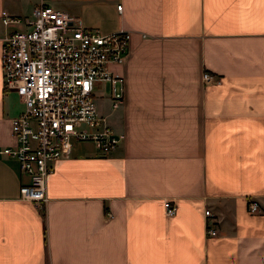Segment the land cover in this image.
I'll return each mask as SVG.
<instances>
[{"label":"crops","instance_id":"crops-1","mask_svg":"<svg viewBox=\"0 0 264 264\" xmlns=\"http://www.w3.org/2000/svg\"><path fill=\"white\" fill-rule=\"evenodd\" d=\"M41 1L0 0V28L20 26L3 11L29 15ZM43 1L86 27L131 32L110 64L124 101L105 115L124 138L109 153L75 141L41 204L20 197L29 176L0 156V264H264V213L248 210L249 199L264 210V0ZM1 47L8 146L23 103L4 89Z\"/></svg>","mask_w":264,"mask_h":264},{"label":"built area","instance_id":"built-area-1","mask_svg":"<svg viewBox=\"0 0 264 264\" xmlns=\"http://www.w3.org/2000/svg\"><path fill=\"white\" fill-rule=\"evenodd\" d=\"M2 20L20 24L0 28V38L4 89L16 92L23 108L11 118L16 143L0 146V156L16 158L29 176L20 197L41 204L48 199V176L59 159L71 155L75 141H94L109 153L124 138L108 124L96 100L97 95L106 96L112 109L123 103L124 77L110 64L129 52L131 32L120 28L104 33L86 27L78 16L43 0L29 15L3 11ZM203 78L211 81L213 75L206 71ZM164 205L167 215L176 213L170 199ZM248 210L264 213L255 199H249ZM205 213L212 215L209 208ZM206 223V233L218 235L213 222Z\"/></svg>","mask_w":264,"mask_h":264},{"label":"rangeland","instance_id":"rangeland-1","mask_svg":"<svg viewBox=\"0 0 264 264\" xmlns=\"http://www.w3.org/2000/svg\"><path fill=\"white\" fill-rule=\"evenodd\" d=\"M103 88V85L102 87ZM107 90L105 91V95H106ZM17 99V96H14V99ZM97 104L99 107L100 112L103 115H108L110 111H112V108L110 106V100L106 97V96H101V95H97Z\"/></svg>","mask_w":264,"mask_h":264}]
</instances>
